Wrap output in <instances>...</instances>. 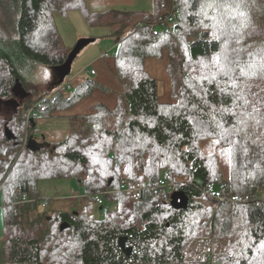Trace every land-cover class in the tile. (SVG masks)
I'll return each instance as SVG.
<instances>
[{
  "label": "trees",
  "instance_id": "obj_1",
  "mask_svg": "<svg viewBox=\"0 0 264 264\" xmlns=\"http://www.w3.org/2000/svg\"><path fill=\"white\" fill-rule=\"evenodd\" d=\"M87 1L0 0L4 263L201 264L188 261L185 252L212 235L222 247L219 264H264V199L257 196L264 191V0H152L149 12L103 13L91 12ZM71 11L81 12L91 28L110 30L124 90L114 109L101 104L73 117L66 140L51 143L41 135L40 141L28 134L37 130L35 118L28 119L34 105L44 107L38 119L57 118L97 86L87 81L66 94L64 83L56 95L36 98L39 86L29 80L37 66L66 63L71 51L55 16ZM217 21L225 27H212ZM165 51L170 103L159 100L158 80L145 68ZM226 64L236 87L220 70ZM248 64L255 67L241 76L237 65ZM204 140L231 148L229 178L215 155L203 154ZM35 143L36 150L30 146ZM45 179L76 180L85 191V209L40 213L45 199L39 183ZM215 179L226 197L251 200L218 203L206 195ZM162 181H170L173 191L156 193ZM138 186L141 195L131 207L128 195H107L115 210L98 205L105 215L94 216L95 201L106 192ZM174 195L183 196L186 206L176 208ZM64 223L69 227L61 231ZM121 237L133 248L131 256L122 251Z\"/></svg>",
  "mask_w": 264,
  "mask_h": 264
},
{
  "label": "rangeland",
  "instance_id": "obj_2",
  "mask_svg": "<svg viewBox=\"0 0 264 264\" xmlns=\"http://www.w3.org/2000/svg\"><path fill=\"white\" fill-rule=\"evenodd\" d=\"M88 8L91 12L94 13H103L111 10L118 11H151L152 10V2L151 0H88L87 1ZM174 11H178L175 7ZM235 12V11H234ZM241 12V11H240ZM231 11L229 14H232ZM56 24L63 39L64 44L71 49L77 45V43L82 39H94L95 41L87 46L81 53L78 55L76 60L72 66V74L70 77L66 79L70 82L69 87L64 90L66 94H71L77 88L78 81L70 80L71 77L75 73H77L81 78L89 77L90 80L96 82H103L105 84V88L102 86H96L91 94L86 98L75 103L70 108L64 110L61 114L65 117L61 118H49V119H38L37 121V130H32V132H27L29 135H37L43 140L42 136H45L46 141L48 142H61L68 138L70 133V124L68 118L66 116H70L76 113L84 114L89 113L93 106L99 102L100 100L104 101V103L109 104L111 107H114L117 103V91L121 89V84L116 78L113 72L114 65V54H115V44L113 39L107 37V33L110 32L109 29L106 28H91L87 25L85 18L82 13L79 11H71L66 16H61L57 14L55 16ZM104 54H108V57H104ZM169 62V57L167 55V51L163 53V55L159 58H150L146 61L145 68L154 78L158 80L159 83V100L163 103H170L173 101L172 99V79L168 73L167 66ZM95 71L98 73V77L90 76L89 72ZM54 72L52 69L45 66H37L29 76V80L32 85L39 86V92L37 95H44L48 92L50 95L56 93L51 90L53 84L56 80L53 79ZM31 87V86H30ZM52 93V94H51ZM56 95V94H54ZM35 105L29 111L28 117L34 118V113H40L41 110L37 109L34 111ZM28 120V119H27ZM26 132V131H25ZM42 135V136H41ZM28 140V139H27ZM27 146V141L24 143V148ZM201 149L203 154L206 156L215 155L221 165V170L226 177L229 178L230 173V162L229 155L226 148L220 146L216 141L213 140H204L200 142ZM224 176V177H225ZM215 182H219L218 179L214 180ZM161 183H165L168 185H172L169 181H162ZM140 187V186H138ZM221 187V186H219ZM137 188L132 187L130 189ZM122 190V189H121ZM120 188H116L111 192V196L117 194H126L128 195V200L130 202V207L133 203L130 194L127 192L122 193ZM126 188H124V191ZM173 191V189H172ZM39 192L42 198L50 199L51 203L47 208H43L40 204L38 206V211L40 213H47L49 216H55L60 211H69L72 212L76 209L84 210L86 206L85 201V191L78 184L76 180L71 179H45L39 183ZM234 196V195H233ZM244 196V195H241ZM259 199H264V191L258 193ZM111 199V200H110ZM110 201L113 202L112 198H109ZM251 200V197H249ZM93 201V199H92ZM98 201H95L96 205L93 211V214L96 218L101 219L104 217L105 212L100 209L97 204ZM116 202V201H115ZM0 205H4V200L2 194L0 192ZM107 210H115L116 203L107 202ZM129 205V203H128ZM36 213L31 215V222L36 220ZM3 208L0 209V264L4 263V255H3V246H2V238H3ZM200 232V231H198ZM213 237L212 235L203 239H198L196 241H204ZM214 238V237H213ZM201 241V242H202ZM216 241V240H215ZM193 242V243H194ZM189 261V260H188ZM191 262V261H190ZM199 263V262H194Z\"/></svg>",
  "mask_w": 264,
  "mask_h": 264
},
{
  "label": "built area",
  "instance_id": "obj_3",
  "mask_svg": "<svg viewBox=\"0 0 264 264\" xmlns=\"http://www.w3.org/2000/svg\"><path fill=\"white\" fill-rule=\"evenodd\" d=\"M104 57H108V54H104ZM92 75H95V71L91 72ZM37 109L43 110L44 107H42V104L39 103V105H36L34 108V111ZM38 113H34V118L37 117ZM32 117H28V119L32 120L34 119ZM144 188H151L150 185H146ZM156 193H166L172 191L173 184L168 185L165 183H160L159 185L154 187ZM124 191V189L122 190ZM142 188L137 187L133 189L126 188L124 192H127L130 194L132 201H136L139 199L141 195ZM111 195V192H106L104 194V197L100 198L98 200V205L104 209L105 211L107 210V205L105 201V196ZM206 195L209 196L210 198L214 199L218 203L224 202L227 198L230 202L232 203H241V202H248L249 201V196H231V197H226L223 193V190L219 187V184L215 181L211 182L206 190ZM30 202L27 198H24L22 203H28ZM50 203V200L45 199L42 201L41 205L43 208H46L48 204ZM202 241V240H201ZM196 241L194 242L185 252V255L187 259L191 262H199L201 264H219L218 262V257L219 254L221 253L222 247L219 243L215 241L213 237H210V239L204 240V241Z\"/></svg>",
  "mask_w": 264,
  "mask_h": 264
},
{
  "label": "water",
  "instance_id": "obj_4",
  "mask_svg": "<svg viewBox=\"0 0 264 264\" xmlns=\"http://www.w3.org/2000/svg\"><path fill=\"white\" fill-rule=\"evenodd\" d=\"M95 40L94 39H82L80 40L77 45L74 47V49L70 52L69 56H68V59L66 61V63L61 66V67H58L56 68L55 70L58 71L59 73V76L61 78L60 82L59 83H63L64 80L71 74V71H72V65L75 61V59L77 58V56L79 55V53L85 48L87 47L89 44H91L92 42H94ZM19 87H21V85H19ZM32 145V147H34L33 149H37L39 148L40 145H38L37 143L35 144H30V146ZM47 146H49V144H46ZM45 145V146H46ZM113 182V179H111L109 181V186L112 184ZM181 195H174L172 197L173 199V205L176 207V208H182V207H185L186 206V199L181 196V200L182 202L179 203V198H180ZM69 227V224L68 223H64L61 225V231H64L65 229H67ZM127 237H121L120 240H119V245L122 249V251L127 255V256H131L132 253H133V248L132 247H128L127 246Z\"/></svg>",
  "mask_w": 264,
  "mask_h": 264
},
{
  "label": "crops",
  "instance_id": "obj_5",
  "mask_svg": "<svg viewBox=\"0 0 264 264\" xmlns=\"http://www.w3.org/2000/svg\"><path fill=\"white\" fill-rule=\"evenodd\" d=\"M151 2H152V9H153V1L151 0ZM152 11V10H151ZM149 12V11H148ZM87 25H88V23H87ZM89 26V25H88ZM90 27V26H89ZM107 37H110L109 36V33H107ZM111 38V37H110ZM111 39H113V38H111ZM113 41H114V39H113ZM93 43V42H92ZM114 44H115V41H114ZM115 47H116V44L114 45ZM85 48H87V47H85ZM84 48V49H85ZM83 49V50H84ZM73 49H71V51H72ZM82 50V51H83ZM81 53V52H80ZM79 53V54H80ZM78 57V56H77ZM76 60V59H75ZM73 66V65H72ZM51 69V68H50ZM73 69V68H72ZM115 59H114V65H113V72H114V74H115ZM53 70V72H54V75H53V79L54 80H56L55 81V83L53 84V86L51 87L52 88V90H54V89H57L56 87H59L60 85H62V84H64V86L63 87H69V85H70V82H68L67 81V83H66V79L68 78V77H70V75L72 74V72H73V70L71 71V74L64 80V82L61 84V83H59L60 82V80H61V78H60V76H59V73H58V71H56L55 69H52ZM93 71V70H92ZM91 71V72H92ZM91 72H89V74H90V76H95V77H98V73H95V75H92L91 74ZM148 72V71H147ZM149 73V72H148ZM151 75V74H150ZM115 76H116V74H115ZM152 76V75H151ZM153 77V76H152ZM116 78H117V76H116ZM154 78V77H153ZM73 79V81L74 80H76V81H78V86H77V88H80V86H82V85H84L87 81H93V80H90L89 79V77L87 76H85V77H83V78H81V76H79L77 73H75L74 75H73V77H71L70 78V80H72ZM118 79V78H117ZM156 79V78H155ZM119 81V80H118ZM93 82H95L96 84H97V86H99V88H101L102 86L105 88V84L103 83V82H96V81H93ZM120 82V81H119ZM120 84H121V89L119 90V91H117V103H116V105L114 106V107H111L109 104H107V103H104V101H102V100H100L101 102H99V103H97V104H95L94 106H93V109L89 112V113H84V114H80V113H76V114H73V115H70V116H66V118H68V120H69V124H70V131H71V120H72V118L73 117H76V116H82V115H88V114H90L91 112H93L94 111V109L98 106V105H101V104H103V105H105V106H108L109 108H111V109H114L116 106H117V104H118V96H119V94L120 93H122L123 92V90H124V88H123V85H122V83L120 82ZM61 88V87H60ZM60 88H58V89H60ZM76 88V89H77ZM75 89V90H76ZM62 113V112H61ZM61 113H59L58 115H59V117H57V118H61V117H65V116H63ZM52 119V118H51ZM70 134V133H69ZM44 139H45V136H44ZM48 142V141H47ZM52 143H54V142H52ZM48 200H50V199H48ZM51 201V200H50ZM51 203V202H50ZM48 206H49V204H48ZM2 208H4V205H0V209H2ZM47 208V207H46Z\"/></svg>",
  "mask_w": 264,
  "mask_h": 264
},
{
  "label": "snow or ice",
  "instance_id": "obj_6",
  "mask_svg": "<svg viewBox=\"0 0 264 264\" xmlns=\"http://www.w3.org/2000/svg\"><path fill=\"white\" fill-rule=\"evenodd\" d=\"M209 6H211V5H209ZM205 15H206V13H205ZM241 15H243V13H241ZM213 19H215V18H213ZM206 27H207V25H206ZM212 27H220V28H224V27H225V24H224V22H222V21H217L214 25H212ZM225 34L227 35V32H225ZM224 47H225V49H227L228 44L225 43ZM226 59H227V58H226ZM215 62H216L217 64L219 63L218 58L216 59ZM237 66L239 67V71H240V75H241V76H248V75H249V72L251 71V69L255 67L254 64H248V65H245V66L237 65ZM205 67H207V65H205ZM225 69H227V70H225ZM220 70H221V72L223 73V75H225V76H227V77L229 78V80H230L231 83H232V86H233V87H236V80L232 79V75H233V74H232V70H231V68H229L228 65L226 64V65H225L224 67H222ZM240 122L243 123V121H240ZM222 135H223V133H222ZM217 143H218V141H217ZM231 151H232L231 148H229V149L227 150L229 157H231Z\"/></svg>",
  "mask_w": 264,
  "mask_h": 264
}]
</instances>
